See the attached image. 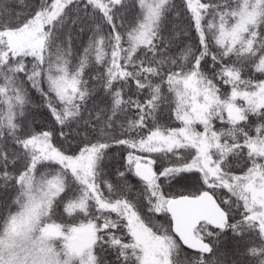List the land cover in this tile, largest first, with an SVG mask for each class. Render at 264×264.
I'll list each match as a JSON object with an SVG mask.
<instances>
[{"label": "snow or ice", "instance_id": "obj_1", "mask_svg": "<svg viewBox=\"0 0 264 264\" xmlns=\"http://www.w3.org/2000/svg\"><path fill=\"white\" fill-rule=\"evenodd\" d=\"M0 264H264V0H0Z\"/></svg>", "mask_w": 264, "mask_h": 264}]
</instances>
